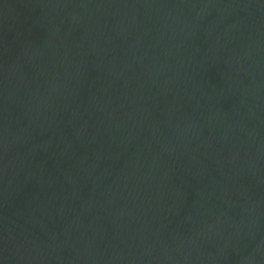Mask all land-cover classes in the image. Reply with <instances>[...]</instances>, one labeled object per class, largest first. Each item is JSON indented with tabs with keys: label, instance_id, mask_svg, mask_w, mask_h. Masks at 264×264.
I'll return each mask as SVG.
<instances>
[{
	"label": "water",
	"instance_id": "1",
	"mask_svg": "<svg viewBox=\"0 0 264 264\" xmlns=\"http://www.w3.org/2000/svg\"><path fill=\"white\" fill-rule=\"evenodd\" d=\"M0 264H264V0H0Z\"/></svg>",
	"mask_w": 264,
	"mask_h": 264
}]
</instances>
